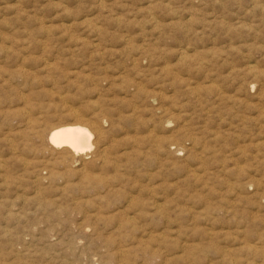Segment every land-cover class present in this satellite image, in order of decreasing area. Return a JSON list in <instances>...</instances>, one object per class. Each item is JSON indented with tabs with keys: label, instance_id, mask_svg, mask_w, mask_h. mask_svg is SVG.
Masks as SVG:
<instances>
[{
	"label": "rangeland",
	"instance_id": "rangeland-1",
	"mask_svg": "<svg viewBox=\"0 0 264 264\" xmlns=\"http://www.w3.org/2000/svg\"><path fill=\"white\" fill-rule=\"evenodd\" d=\"M0 264H264V0H0Z\"/></svg>",
	"mask_w": 264,
	"mask_h": 264
},
{
	"label": "bare ground",
	"instance_id": "bare-ground-1",
	"mask_svg": "<svg viewBox=\"0 0 264 264\" xmlns=\"http://www.w3.org/2000/svg\"><path fill=\"white\" fill-rule=\"evenodd\" d=\"M90 137L91 133L80 123L58 126L48 135L50 143L54 146H68L75 152L90 147Z\"/></svg>",
	"mask_w": 264,
	"mask_h": 264
}]
</instances>
